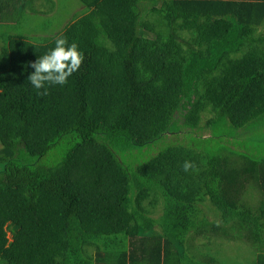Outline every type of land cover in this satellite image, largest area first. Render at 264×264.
<instances>
[{
	"label": "trees",
	"instance_id": "trees-1",
	"mask_svg": "<svg viewBox=\"0 0 264 264\" xmlns=\"http://www.w3.org/2000/svg\"><path fill=\"white\" fill-rule=\"evenodd\" d=\"M26 1L0 0V264H214L191 250L220 239L264 264V0H78L86 14L36 42L31 23L14 31ZM59 36L83 63L38 95L29 62ZM183 100L185 126L207 117L246 141L188 139L137 164L101 141L147 147Z\"/></svg>",
	"mask_w": 264,
	"mask_h": 264
},
{
	"label": "rangeland",
	"instance_id": "rangeland-1",
	"mask_svg": "<svg viewBox=\"0 0 264 264\" xmlns=\"http://www.w3.org/2000/svg\"><path fill=\"white\" fill-rule=\"evenodd\" d=\"M69 5L73 8L71 14L69 16H66L65 18H62L61 16H58L56 13H53L50 15V17H44L40 13L30 14L29 12H25L21 10V14L18 18V21L15 23L17 24L14 28V31H19L22 27L28 28L27 26L31 23V28L34 29L33 32L30 34V39L33 42H36L37 39H48L54 32H58L61 30L63 25L67 24L69 21H75L78 18H80L82 15L86 14V11H84L83 6H81L78 3V0H68ZM57 7V5L55 4ZM70 7V8H71ZM15 19V16H13ZM17 20V18H16ZM28 24V25H27ZM148 38H151L153 34H147ZM213 60H216V57H212ZM213 60H211L213 62ZM211 63L208 61L203 66H201V69H211ZM187 107V106H186ZM185 107H184V100L182 104L179 106L177 110L174 111L172 120H171V126L169 130L159 137L156 141L152 142L147 147H144L142 149L133 147L132 144H130L126 139L124 141H119L118 139H115L111 136H103V139L101 141H104L108 144H110L115 152L122 153L123 157L121 159L127 160L132 157H135L136 164L137 162H140L139 159L144 158V156H152L156 153H158L166 144H181L185 142L188 139H196V140H205L209 141L211 139L213 140H221V141H240L241 139H244L246 141V135L250 134L246 131H237L232 137H227L225 135L217 136L213 133L211 128L205 124L204 121H206L207 117H204L202 119V123L199 127H187L185 126L184 122V113H185ZM254 137L249 138L248 140H253ZM85 139V137L83 138ZM87 139V136H86ZM77 137L74 135H68L63 137L60 141L63 143L64 148H68L71 144L77 142ZM133 152V154L130 152V149ZM127 150L125 151V149ZM64 150V149H63ZM66 151V150H65ZM51 154L53 155L56 153V149L51 150ZM51 155V156H52ZM139 158V159H136ZM52 158V157H51ZM120 159V160H121ZM121 160V162L123 161ZM45 160H27L22 164H25L23 166H29V167H38L41 164H43ZM132 167L129 166L128 168L130 172V176H134V172L132 170ZM2 170L0 169V173ZM9 237V236H8ZM10 238V237H9ZM218 241V240H217ZM214 242L210 244V246H205L206 248H203V245L206 243L205 240H197L195 243L197 244V250L192 249L191 253H194V255H197L196 253L202 252L207 257V261L210 262V260H213L214 264H252V250L247 247L243 243H233L229 241H225L224 239H220L218 242ZM201 246V247H200ZM212 246V247H211ZM215 259H219L221 262L216 261ZM206 261V262H207ZM205 263V262H203Z\"/></svg>",
	"mask_w": 264,
	"mask_h": 264
},
{
	"label": "clouds",
	"instance_id": "clouds-1",
	"mask_svg": "<svg viewBox=\"0 0 264 264\" xmlns=\"http://www.w3.org/2000/svg\"><path fill=\"white\" fill-rule=\"evenodd\" d=\"M84 60L83 54L78 50V45L73 42L68 44L65 37L59 36L55 39V47L29 66L34 71L27 80L37 90L38 95H47L46 85H64L75 72H77ZM184 171H189L193 165L185 161L182 165Z\"/></svg>",
	"mask_w": 264,
	"mask_h": 264
},
{
	"label": "crops",
	"instance_id": "crops-1",
	"mask_svg": "<svg viewBox=\"0 0 264 264\" xmlns=\"http://www.w3.org/2000/svg\"><path fill=\"white\" fill-rule=\"evenodd\" d=\"M59 2L60 0H28L26 2H23V4L19 6V11L23 10L25 12H29L30 14H35L37 13V11H40V12L49 11L50 12L51 7L55 4L58 7Z\"/></svg>",
	"mask_w": 264,
	"mask_h": 264
}]
</instances>
